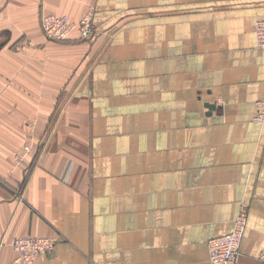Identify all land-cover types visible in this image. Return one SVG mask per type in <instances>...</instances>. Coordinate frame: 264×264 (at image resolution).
I'll use <instances>...</instances> for the list:
<instances>
[{"label": "crops", "instance_id": "1", "mask_svg": "<svg viewBox=\"0 0 264 264\" xmlns=\"http://www.w3.org/2000/svg\"><path fill=\"white\" fill-rule=\"evenodd\" d=\"M89 9L88 38L44 40L43 14ZM261 18L264 0H0V264L30 234L58 238L34 264H210L243 211L237 264H262Z\"/></svg>", "mask_w": 264, "mask_h": 264}, {"label": "built area", "instance_id": "2", "mask_svg": "<svg viewBox=\"0 0 264 264\" xmlns=\"http://www.w3.org/2000/svg\"><path fill=\"white\" fill-rule=\"evenodd\" d=\"M93 17L92 9H89L79 21H74L68 14L45 13L42 16V29L45 37L52 40H66L75 32L79 33L81 39H85L95 31ZM255 28L256 44L264 48V18L256 22ZM256 117L259 120L264 119V100L257 104ZM246 225L247 213L243 211L236 217L230 233L213 237L208 241L210 264H237ZM56 242L57 237L50 235L17 236L11 242L14 256L6 264H34L41 255L50 253ZM260 259L264 264V249Z\"/></svg>", "mask_w": 264, "mask_h": 264}, {"label": "rangeland", "instance_id": "3", "mask_svg": "<svg viewBox=\"0 0 264 264\" xmlns=\"http://www.w3.org/2000/svg\"><path fill=\"white\" fill-rule=\"evenodd\" d=\"M258 20H259V19H258ZM258 20H257V21H258ZM257 21H256V22H257ZM41 24H42V22H41ZM44 37H45V35H44ZM44 40H45V41H51L52 39H48V38L45 37ZM52 41H64V40H56V39H55V40H52ZM32 43H33V42H32ZM256 45H257V44H256ZM256 116H257V115H256ZM255 119H256V120H259L258 117H255ZM263 120H264V119H263ZM263 120L261 119L260 121H263ZM31 151H32V145H31L30 143L26 144V145L24 146V150H23L24 155H28ZM24 155H23V156H24ZM23 156L20 155L21 158H23ZM24 157H25V156H24ZM57 239H58V238H57ZM12 241H13V240H12ZM56 243H57V242H56ZM55 246H56V244H55ZM55 246H54V248H55ZM52 251H53V250H52ZM52 251H51V252H52ZM51 252H50V253H51ZM50 253H48V254H50ZM43 255H46V254H43ZM41 256H42V255H41ZM41 256H40V257H41ZM40 257H39V258H40ZM35 262H36V261H35Z\"/></svg>", "mask_w": 264, "mask_h": 264}, {"label": "water", "instance_id": "4", "mask_svg": "<svg viewBox=\"0 0 264 264\" xmlns=\"http://www.w3.org/2000/svg\"><path fill=\"white\" fill-rule=\"evenodd\" d=\"M207 107L209 108V110H214V109L218 108L216 104H212V103H209L207 105Z\"/></svg>", "mask_w": 264, "mask_h": 264}]
</instances>
